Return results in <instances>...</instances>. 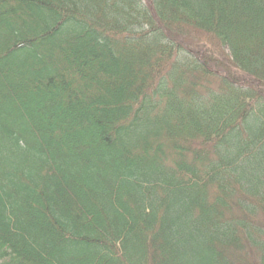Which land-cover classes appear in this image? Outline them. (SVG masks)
Returning <instances> with one entry per match:
<instances>
[{"label": "trees", "instance_id": "trees-1", "mask_svg": "<svg viewBox=\"0 0 264 264\" xmlns=\"http://www.w3.org/2000/svg\"><path fill=\"white\" fill-rule=\"evenodd\" d=\"M0 264H264V0H0Z\"/></svg>", "mask_w": 264, "mask_h": 264}]
</instances>
